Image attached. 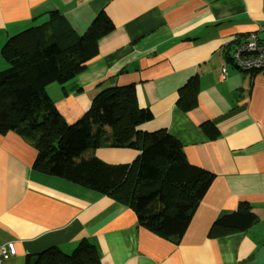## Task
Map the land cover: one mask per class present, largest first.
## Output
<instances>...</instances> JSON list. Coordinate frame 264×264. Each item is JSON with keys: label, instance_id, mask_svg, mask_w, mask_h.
<instances>
[{"label": "crops", "instance_id": "0c3cea01", "mask_svg": "<svg viewBox=\"0 0 264 264\" xmlns=\"http://www.w3.org/2000/svg\"><path fill=\"white\" fill-rule=\"evenodd\" d=\"M52 12L77 35L100 14L114 25L83 71L47 87L63 119L75 124L102 90L134 85L139 107L153 114L140 129L166 130L186 160L214 180L176 245L139 226L136 213L112 197L35 169V147L15 132L0 134V243L17 248L3 264H26L27 256L53 247L71 254L84 239L102 264H264V75L230 61L251 34L264 43V0H0V71L8 67L2 49L12 37L33 28L50 37ZM192 79L196 102L184 110L178 102ZM107 129L103 123L93 131ZM94 152L110 165L132 164L139 155ZM242 203L259 222L247 232L209 236L216 219Z\"/></svg>", "mask_w": 264, "mask_h": 264}, {"label": "trees", "instance_id": "16d2710c", "mask_svg": "<svg viewBox=\"0 0 264 264\" xmlns=\"http://www.w3.org/2000/svg\"><path fill=\"white\" fill-rule=\"evenodd\" d=\"M51 18L50 37L42 38L43 29L33 28L2 49L8 67L0 71V134L15 132L35 147V169L112 197L136 213L139 226L180 244L214 175L190 164L181 143L166 130L140 129L153 114L139 107L134 85L102 90L83 118L68 124L47 87L65 85L83 71L114 25L100 14L86 33L77 35L59 13L52 12ZM196 89V79L182 88L178 103L184 110L194 107ZM103 123L108 129L95 133L94 126ZM101 147L132 149L139 155L132 164L110 165L95 155ZM258 222L252 207L242 203L237 211L220 215L209 236L247 232ZM26 264L102 262L95 245L84 239L71 254L53 247L27 256Z\"/></svg>", "mask_w": 264, "mask_h": 264}, {"label": "built area", "instance_id": "2783aa9c", "mask_svg": "<svg viewBox=\"0 0 264 264\" xmlns=\"http://www.w3.org/2000/svg\"><path fill=\"white\" fill-rule=\"evenodd\" d=\"M232 65L245 72L261 73L264 75V43L257 34H251L247 40L238 44L232 55ZM227 68L222 69L225 77ZM17 255L15 242L0 243V264Z\"/></svg>", "mask_w": 264, "mask_h": 264}]
</instances>
